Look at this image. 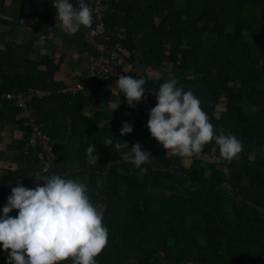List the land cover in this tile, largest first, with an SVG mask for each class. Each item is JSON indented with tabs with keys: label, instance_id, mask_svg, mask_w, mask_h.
Segmentation results:
<instances>
[{
	"label": "trees",
	"instance_id": "1",
	"mask_svg": "<svg viewBox=\"0 0 264 264\" xmlns=\"http://www.w3.org/2000/svg\"><path fill=\"white\" fill-rule=\"evenodd\" d=\"M27 1L46 22L56 12L53 0ZM104 24L109 46L119 42L132 60L161 73L128 75L156 89L176 78L201 100L217 134L231 133L242 142L239 159L225 161L213 141L208 146L218 154L187 158L185 164L151 137L148 112L130 123L119 108L112 113L107 105L93 108L98 98L59 90L53 58H25L20 65L13 59L19 46L4 40L0 102L13 121L21 113L7 93L48 91L30 106L56 160L49 172H41L40 149L26 146L29 128L23 125L24 165L5 170L0 179V210L12 187L35 188L43 183L32 179L35 173H55L85 182L103 212L108 245L97 264H264V0H110ZM85 106L91 107L89 115ZM125 122L133 131L121 136ZM117 142L129 148L139 142L152 157L135 167L116 152ZM89 144L99 153L94 165L86 158ZM6 261L0 248V264Z\"/></svg>",
	"mask_w": 264,
	"mask_h": 264
},
{
	"label": "clouds",
	"instance_id": "2",
	"mask_svg": "<svg viewBox=\"0 0 264 264\" xmlns=\"http://www.w3.org/2000/svg\"><path fill=\"white\" fill-rule=\"evenodd\" d=\"M56 21L70 35L82 27L91 28L93 9L85 0L74 6L70 0H53ZM115 88L123 93L129 107L145 98L146 80L119 75ZM156 104L148 111L147 128L166 152L180 158H198L205 146L213 141L220 156L227 162L239 159L242 142L233 134H217L201 100L191 90L178 86L176 78H168L155 91ZM120 100L110 105L111 113L118 109ZM133 131L125 122L120 135ZM125 162L140 167L149 162L151 153L135 142L114 145ZM130 149L121 152V149ZM90 165L98 163L95 144L85 149ZM47 171V169L45 170ZM143 171V169H142ZM35 188L22 184L11 188L7 203L0 214V248L7 252L6 264H97L96 257L108 245V228L103 223V212L91 200L88 186L59 174H34ZM17 211L15 217L9 215Z\"/></svg>",
	"mask_w": 264,
	"mask_h": 264
},
{
	"label": "crops",
	"instance_id": "3",
	"mask_svg": "<svg viewBox=\"0 0 264 264\" xmlns=\"http://www.w3.org/2000/svg\"><path fill=\"white\" fill-rule=\"evenodd\" d=\"M88 29L82 27L76 34L70 35L61 29L55 14L46 22L34 14V7L27 0H5L0 3V35L5 34L0 41V47L3 46L4 40H14L19 49L13 59L20 65L25 58L38 60L45 54L49 55L59 64L54 79L62 85L78 83L87 72L88 64L93 57L92 50L84 41V34ZM109 36V32L106 31L103 39L106 41L109 53L114 56L121 68L127 72H147L155 77L161 75L132 60L130 53L119 42L109 46L107 43ZM115 81L116 79L102 83L92 82L81 92L101 101L93 107L97 109L103 105L110 106L113 102L120 100L118 108L128 116L130 123L141 118L143 112L146 113L155 106L156 97L144 98L134 108L129 107L124 96L120 94V90L115 88ZM90 109V106H85L83 111L89 115ZM19 120L21 122V114L15 115L13 121L10 120L7 105L0 102V179L3 178L5 170L24 165L21 152L27 134L23 129V122L18 125ZM187 160L185 158L183 162L186 164ZM25 187L32 188L31 185H25Z\"/></svg>",
	"mask_w": 264,
	"mask_h": 264
},
{
	"label": "built area",
	"instance_id": "4",
	"mask_svg": "<svg viewBox=\"0 0 264 264\" xmlns=\"http://www.w3.org/2000/svg\"><path fill=\"white\" fill-rule=\"evenodd\" d=\"M110 0H85L86 3L93 9V25L84 34V41L93 52L87 72L81 81L75 84L62 85L60 91L70 92L75 94L85 90L88 84L94 81H107L110 79H117L119 75H128V72L119 67L114 56L109 53L106 41L103 39V35L106 32L104 24L105 13L109 9ZM77 7L79 0H70ZM56 15V12H55ZM119 36H121L119 34ZM156 88L148 87L145 85V99L155 98ZM47 90L40 88H29L25 93L14 94L7 93L6 99H11L14 105L20 110L22 116L23 125L29 128L28 138L26 140V146L40 149V170L41 172H49L54 167L56 160V154L50 143L49 136L42 130L40 124L37 121L30 102L34 97H42ZM47 169V171H45Z\"/></svg>",
	"mask_w": 264,
	"mask_h": 264
},
{
	"label": "rangeland",
	"instance_id": "5",
	"mask_svg": "<svg viewBox=\"0 0 264 264\" xmlns=\"http://www.w3.org/2000/svg\"><path fill=\"white\" fill-rule=\"evenodd\" d=\"M220 108V107H219ZM217 151V153H215ZM216 151H215V149L213 148V147H209V146H207L205 149H204V155H200L201 157H203V158H205V159H207V160H209L210 159V157H213V154H218V150L216 149ZM215 158V157H214Z\"/></svg>",
	"mask_w": 264,
	"mask_h": 264
}]
</instances>
